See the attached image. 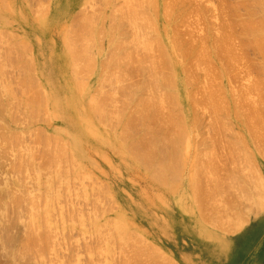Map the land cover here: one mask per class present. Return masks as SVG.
I'll return each mask as SVG.
<instances>
[{
    "label": "rangeland",
    "instance_id": "rangeland-1",
    "mask_svg": "<svg viewBox=\"0 0 264 264\" xmlns=\"http://www.w3.org/2000/svg\"><path fill=\"white\" fill-rule=\"evenodd\" d=\"M53 1L54 0H0V101L4 104V106H0V126L3 128V130L0 131L6 130L7 135L11 132L14 133V135H20L19 138L16 139V136L11 138L12 135L9 134V137L12 140L14 138L15 141L17 140L16 142L11 140L12 142L10 141V143V138L8 139L7 135V139H5V141H0V194L2 192L4 193L0 195L2 196V199H0V226L2 224V227H0V234L3 238L6 236L11 240V245H9L7 249H4V245H2L4 240L1 238V242L0 239V264H264V149H262L264 148V100L262 102V98L261 101L259 98L258 103L257 100H255L262 95V97H264V93L260 92L261 90H264V52H261L263 53L261 54L257 46L256 48L258 52H254V45H256V42H259L256 40L257 37L256 39H254V37L255 35L258 36L257 34H259V32H255L254 30L256 28L253 30V27L251 26L253 25L257 28L264 26V23L262 22H260L262 23V26L259 24L261 19L264 20V0H257L258 2L256 0H182L186 1L187 4L191 1V6L187 7L188 5H186L184 7L185 9L182 12L180 11L179 17V13L177 14V12L174 13L175 15H170L169 12L172 5H169L168 13L162 10L168 9L167 4L165 3L173 2L171 0H165L166 2L164 0H157L158 9L153 11L156 7V5H154V8L152 9L153 12L151 13L150 8L148 10L149 12L145 11V5L146 9L148 8L147 3L145 2L148 0H142V2L144 1V6L141 1L136 0L141 2L140 4L144 8L141 10L143 13H140L141 8H135V5L138 2L136 3L134 0H132V2L136 4H134L133 8L129 7L130 3H132L129 0V3L127 0H79L78 2H73V10L60 21H53L52 17H49ZM154 1L155 0H153V2ZM260 1L262 3V8L259 7L261 5L258 4ZM175 2H177V0H174V3ZM140 4L138 3L137 7H141ZM123 5L124 10L123 8H121V10H123V13L126 11V14L124 13L125 16H122L123 13H121V10L118 11L117 9V13H120L122 18L119 16L116 17L114 14L116 6L120 9ZM125 6H127V10L129 7L128 11H131L130 16L136 18L138 25L141 22L143 23L142 19L141 22L139 21L141 15L145 14L142 16L144 19H147V21L144 20V23L150 22L149 27H158V32L156 33L152 27L154 31L153 34L152 29H149L142 23L140 26H143L140 28V31L139 26L137 32L129 26L128 32H131L133 36L128 33L124 38L125 45H123L125 46L124 53L127 52L126 59L128 58V60L126 61L124 59V62L126 61L125 66L122 64L123 60L122 62L119 60L122 65H117L119 67L116 66L115 69L116 64L113 62L118 58L115 60L114 58L117 55L119 56V52L115 53V51H119V49L117 45L114 46L117 43V36L114 28L118 24L117 21L120 18L125 21L128 19L126 18L128 11ZM236 8H238V11ZM110 9H112V11H110ZM113 9L115 10L113 11ZM107 11L108 13L114 12L112 15L116 17V24L114 22L112 23L114 18L111 14V16L107 14ZM249 11L253 13V16H249L251 15V12L249 13ZM147 12L150 15H147ZM183 12L185 13L183 14ZM241 12L242 14H240ZM117 13L116 15H119ZM166 13L169 15L167 16ZM128 14H130V12ZM138 14L140 15V18L137 16ZM128 16L129 15H127V17ZM130 16L129 19L131 21L132 17ZM150 16L153 17L155 21L153 18L151 19ZM169 16H171V18L167 19ZM245 18L246 20L251 19V24L248 23ZM258 18H260V20ZM88 19L93 22L92 26L91 22L90 24L88 23ZM253 19L255 20L252 21ZM83 20L88 21L86 22V24L88 23V27L83 23ZM164 20H167L168 23ZM244 20L247 22L246 24L249 28L244 25ZM242 21L244 22L243 24ZM101 22L105 23L103 27ZM161 22L164 24L163 26ZM156 25L157 27H155ZM240 26H242V29ZM83 27H86V30H84ZM143 27L146 29L142 32V34H145V36L147 34L148 36H146L145 39L149 38V36H155L156 39V36H158L161 39V35H163L165 38L169 37L170 41H177V44L179 45L180 41L183 42L182 45L185 44L182 47L183 50L187 47L188 50H192V52H190L191 55L189 53L188 57L184 58V62L178 55L180 53L178 50L175 54H173L177 61L178 59L181 60V62L175 61L177 65L182 67V70L186 67L183 72L180 68H178V77L181 85L180 88L183 91L182 95L179 93V88H175L176 86H172L175 89H171V86V88L168 87L171 84V79L169 78L172 77L173 79L175 72L174 67H172V64L170 65L169 63V59L171 58H169L167 62L164 61V59L163 62H161V67L166 66L164 69L160 68L162 72L159 71V67L156 66L160 63V61H162V59L160 60L159 58L160 61L158 60L159 63L157 64L155 62V66L158 68L157 70L159 74H161L160 76L163 77V75L166 74L165 72L168 74L169 71H173V74L171 73L172 75L168 74V78L166 76L163 77H166L167 80L162 82V86L159 91L163 89V91L167 89L170 91L169 93L174 91L175 96L174 94L171 93V95L166 91V93L171 95V97H165L167 99L164 101H161V97H159L160 103H165H163L162 106L157 101V95L166 96L165 93L162 92L163 95H161L162 93L158 94L157 92H155L156 94L152 93V95L156 98L151 99L152 102H150L151 100L149 99L152 96H150V87L152 86L150 84L148 86L147 84L151 82L148 72L150 71L152 62H150L149 59L146 62L141 63V61L144 60L142 57H144L145 54H149L150 56L153 55V57L151 56V59L155 58L156 60L157 56L160 57V54L162 56V54L164 55L165 53L164 51H162L163 53L161 52L160 46H158V48L156 46L157 44L160 45V39L158 38V43L155 44L154 41L156 39L154 40V38L151 37V41L154 40V43L150 41L151 45L153 44V47H150L151 49L156 48L154 51L151 49L148 50L147 47L149 41H146L148 44H146L147 47H145L150 52H145L146 49H143L145 40H142L144 36H138L140 35V32L143 31ZM164 27L166 29L165 32ZM246 27L248 28L247 31L252 29L253 31L251 32H255V35L252 33L253 37L251 36L250 38L251 33L247 35L245 32V35L247 37L249 36L248 38L244 35V33H242L243 28L246 29ZM100 28H105V31L101 29L104 32L103 35L100 33L102 32L100 31ZM240 33L243 34L242 36H244V38L240 35ZM260 34H263V32H260ZM224 36L228 37V39H225ZM70 37L74 39H70ZM137 37H139V39ZM171 38L176 40H172ZM108 39L112 42L109 40L111 42L109 43ZM251 40H256L255 43H253L254 47L251 46ZM105 41H108V43ZM220 41L223 43H220ZM224 41L229 44V49L232 52L227 48L228 46L226 44V48L228 50H225V46H223L224 49L221 47V49H223V53L221 55V49L220 51L217 50V52L215 49L219 48V44L223 45ZM246 41H250L248 43L251 47ZM261 41L262 43L264 42L263 39ZM66 42H69V44L71 43V47H76L79 54L82 50L85 53H91L92 58L89 57L90 55H88V58H90V61L93 63H96V65L94 64L95 67H92L91 71L88 70L89 72H85L86 69H84L82 73L77 72L82 69L81 66H78L79 63L77 64L76 62L79 67L78 68L75 66L74 62H61L65 69L64 73L57 77L43 74V67L46 63L50 64V62H39L41 60L39 56L41 45L45 44L50 48L51 51L48 55V59H50L53 55H57V57H59L61 56L59 55L61 52H65L64 48H66ZM259 43L264 49V45L261 42ZM259 43H257L258 46ZM73 44L75 45L72 46ZM139 44L142 45L140 46ZM244 44L245 46H243ZM217 45L218 47H216ZM198 46L205 49V51L207 50L208 54L204 52V55L206 54V58H209L207 56L211 55L210 57L213 59L211 62L208 59L204 60L205 57L203 58L204 62L202 58H200L201 55L202 57L204 56L202 53H199L201 54L199 55L201 61L197 60L198 57L196 58V56L198 55V51L203 52L200 48L196 51ZM82 47H86V49H82ZM252 47L253 49H251ZM188 50L186 49L185 51L188 52ZM239 50L241 53L238 52ZM76 51L74 53L78 56ZM224 51L227 53L228 51L231 52L230 56L229 53L225 54ZM193 52H196L197 54H193ZM234 52H236L235 55L238 56L235 60H238L239 63L234 59L232 60V58L235 57L233 54ZM244 52H247L246 55ZM83 54L84 53L80 55ZM114 54H116L115 57L113 56V59L110 58L114 61H111L108 64L107 61L109 58L107 57H111V55ZM216 54L218 56H216ZM80 55L78 57H80L79 59L81 60V57L83 56ZM84 55L83 59L85 60L87 55ZM154 55H156V57ZM219 55L221 57H219ZM137 56L139 57L136 59ZM147 57L148 56L145 58L147 59ZM218 58L219 60H217ZM241 59L243 61H241ZM260 60L261 62H259ZM76 61H78V58ZM116 61L115 63H117ZM200 62L204 64L202 65ZM83 63H85V61H82L80 64ZM93 63L91 64L87 62L86 66L87 64H89V66H93ZM223 63H227L226 66L228 65V67H226V69L228 68V70L224 71L225 68L223 67ZM233 63H235V65ZM140 64H144V67H141ZM183 65H185V67ZM187 65L189 67H187ZM120 66L123 68L121 69ZM90 67L87 66L88 69ZM216 67L218 68L216 69ZM230 67H233L235 70ZM167 68H169V70H167ZM1 69H3V71ZM201 69H207L206 71L209 73L211 71V74H206L205 70L204 74ZM124 70L127 71L128 74ZM260 70H262V72H260ZM226 71L228 73H226ZM75 73H77V76H80L75 77ZM117 73L124 75L123 78L126 74V78L129 76L128 79L124 78V80H127L125 83L122 80V76L120 77L123 85L120 83V80L115 81ZM188 73L192 75L190 76L193 77L192 79L195 78L192 73H195L194 75L197 74V77L199 76V78H195L196 80H194L198 81L199 84L197 82L193 83L194 80H191L189 76L185 77L188 80L190 79L189 81L191 82H187L188 80L185 82L186 78L183 75H189ZM221 75H224L225 77H222V79L220 78ZM216 76L220 77L218 78ZM207 77H209V80ZM257 77L262 78V80H259ZM77 78L87 82L81 92L79 89L85 83L83 81V84L81 81L79 83ZM203 78L208 81H204ZM229 78L230 81L228 80ZM146 79L148 80L147 84ZM218 79L221 81L219 82ZM200 80L201 82H199ZM140 81L141 84L144 82L143 86L139 84ZM258 81L259 83L262 81L263 84H260L263 85V87L258 84ZM132 83L133 85H131ZM137 83L145 89L144 92L147 96L145 95V97L144 92H142V95L145 97L143 101L139 99L142 97L140 94V97L134 95L132 97V93H134L133 89L136 88L135 85L138 86ZM165 83H168V85ZM186 83H188L189 86H187ZM218 84L220 86H218ZM78 85H80V88H78ZM164 85H167V88ZM207 85L208 87L211 86V89L215 88V91L217 89L216 92L214 91V95H212L215 100H208L209 98H212L207 96L208 93L205 94V88H207ZM256 85L260 86L258 87L260 91L255 89ZM121 86L123 89L120 88ZM130 86L133 87L132 90H130ZM124 89L128 90L124 91ZM104 92L105 95H103ZM191 92L194 95L192 98H188L191 97ZM129 93H131L132 100L130 99ZM147 93H150L149 96ZM203 93L206 96H204ZM107 94H110V98L107 97ZM215 95L217 97H214ZM203 97L209 98H204L207 100H203ZM100 98H103L104 101L102 99V101H100L104 104L99 102L100 104L97 106V102ZM147 98L151 104H147ZM137 99L140 100L138 102H140L141 105H139ZM190 99H197L199 100V103L197 101L194 103V100L192 103V100ZM153 100L159 104L154 101L156 103L155 105ZM170 101L172 103L175 102V104L177 103L178 106H174V104ZM252 101H255L257 103L256 105L260 102L262 103H260L261 107H257V111L263 108L259 114L257 113L258 115L254 114L256 112H254V110L256 109H251V106L256 108V106H254L255 104H252ZM180 102H182L185 106H182ZM223 102H225V104ZM248 102L252 105L250 106ZM191 103L192 105L194 104V106L199 104V106L196 107V105L194 107ZM220 103H222L223 106ZM105 104L106 106H104V109L106 113L105 111L103 112V108H98ZM154 105L156 108H152ZM159 105L161 106V109L158 107ZM208 105H212V109L217 110L213 112L212 109H210L211 107ZM233 105H236L237 107ZM248 105L250 107H248ZM140 106H144V108L142 109ZM241 106H245L246 108H242ZM95 107L98 108V110L101 109V112H98V110L95 109L98 114L105 113V115L101 116V119L97 116V114L95 115V111L93 110ZM172 107L173 109H171ZM136 108L140 112L144 111L143 114L146 116L148 115L145 119L148 120L147 118H149V120L146 121L142 118L145 116H141L139 114L140 112L136 111ZM149 108H151V110H148ZM237 108H240L238 109V113L235 112V110L237 111ZM192 109H194L195 114ZM123 110L125 112H123ZM189 110L193 114L191 113L190 115ZM240 110H242V112ZM62 111H64V113ZM114 111H116L115 113L117 114L122 113L121 115L123 117L121 116V122H119V119L121 118H119L120 114H118L119 116H116L118 117V119H116V114L113 113ZM135 111L138 112L139 115L136 113L134 114ZM169 111L172 112V116ZM248 111H250L252 115ZM233 112L236 113L235 116L240 113L238 116L239 118L241 117V120L237 118L238 116L235 117ZM60 113H63L62 116H59ZM108 113L110 116L107 115ZM243 113H247L249 115H244ZM129 114L134 115V117L131 119L132 115ZM168 115V119L174 121V123L172 122L171 124L176 125V128L173 127L176 129L175 131L178 129V131L181 132L179 133L182 134V138L180 139L181 141H179L182 143V146L179 142L175 144L173 143V147L169 144L170 146H168L167 152V147L164 146L168 145L167 142L169 137L171 139V137H173L176 133L174 129L170 127L171 125L169 126L170 123L165 122ZM170 116L172 118H170ZM255 116L257 119L259 117L263 119H261L262 121L259 120L261 123L257 122L258 120L256 121ZM116 120H119V124L115 123ZM193 121L197 123H193ZM189 122L191 126H189ZM209 123L214 124L211 126ZM220 123L222 124V127ZM258 123L259 126H257ZM115 124H117L118 127H116ZM127 124L128 126L130 124V126L128 127ZM166 124L168 126H166ZM198 125L200 126L198 127ZM227 126L229 128H227ZM249 126L252 128L254 127L255 129H251ZM168 127L171 128V131ZM190 127L192 130H190ZM247 127L249 128L248 130ZM87 128H90L92 132H88ZM122 129L124 131H122ZM250 130L254 133L256 131L257 133L254 134ZM128 131L129 133H127ZM167 131L171 132L170 134H172V136H170ZM190 131H192V133ZM231 131H234V133ZM119 133L120 135L122 134L120 137H118ZM152 133L157 137V139L159 138L157 144L155 140L154 142H151L148 140L149 138H147L149 135L152 138ZM185 133H187V135ZM183 134H185V137H183ZM188 135L191 136L189 137ZM164 138L167 139L165 140L167 142L163 140ZM185 138L188 140L191 138L194 139L193 141H191L192 139L190 141L187 140L188 143H190L188 144L187 141H184ZM243 139L244 142H242ZM232 141H235L236 143L231 144ZM148 142H151V144ZM255 142L256 145H254V147L253 144ZM176 144L179 146L178 148L181 152H179V149L176 148ZM242 145L245 148L242 147ZM174 146H176L175 152L177 151L179 153L176 154L177 152H174L176 157L173 158L174 160L177 159L180 165L177 163V160L174 162L173 159L171 160L170 158L174 155L172 154L174 151L172 148H174ZM184 146L187 147L186 150ZM239 146L240 149H243L240 150ZM236 147L238 148V151L236 150ZM31 149L33 152L32 158V152H30ZM60 149H63L65 152H60ZM169 149L172 150L170 151ZM258 149L260 150L259 152L262 157L259 153H257ZM188 150H190L189 153ZM250 150L254 154L255 158L251 155V152L250 158H248L247 155ZM58 151V155H60V153L61 155L64 153V157L63 155L61 157H57L58 155H55V152L58 153ZM169 151L171 156H168ZM136 153L139 154L135 156ZM131 154L134 155L132 156ZM148 154L150 156H148ZM165 156L170 159H168L169 162H167V164L169 163L168 166L174 168V164H178V166L182 165L181 171L183 167L185 168H183L184 173L179 172V174L182 173L181 178L178 177L177 174L172 175L173 177L177 176V178H170V173H174L177 166L175 167V170L173 168L172 170L169 168L167 171L165 169L166 163L164 164V160L167 159ZM246 157L248 159H252V164L253 161L254 163L256 162L254 165H258L259 167L256 166V168L253 165L254 169H252L253 167H250L251 163H249L250 161ZM18 159H21V168L19 167L20 171L17 172L14 168H16L20 163V160ZM161 160H163V162ZM181 160L184 161L182 162ZM194 160L198 162L197 165L199 167L195 165L196 163H194ZM149 162H151L152 165ZM161 162L163 166L162 169V166L160 165ZM184 162L189 164H183ZM148 163L150 164V169L146 168ZM171 164H173V166ZM14 165L15 167H13ZM158 165L161 167L157 168L156 166ZM188 165L191 166L189 167ZM204 167L205 169L207 167V169L205 170ZM19 168L17 167V170H19ZM178 168L180 169V167ZM154 169L158 172V176L155 173L156 171L153 173ZM196 169L198 170L196 171ZM201 169L205 170V172L200 171ZM10 170H12V172L16 171V173L13 174ZM161 171H163V173ZM194 175L197 176V178L195 177L194 179L198 180L194 181L199 184L197 187L199 186L198 188L201 191L198 189V192L196 191L193 193V191L196 190L194 189V186L196 185L195 183L193 185L194 181H192ZM157 178H161L160 181ZM179 178L181 179V181H179L181 186L176 185L178 182L176 179L180 180ZM172 179L177 181H174V188L171 187ZM190 181H192L191 184ZM216 182L218 184H216ZM35 185L36 187H33ZM14 189H18L17 192ZM19 189L21 191H19ZM23 189L25 192L24 195L28 193L29 196L34 197L30 199L31 203L29 202L30 200H28V203L25 199L26 197L24 196L21 203L18 201L19 204L17 202L10 204V202H12L10 201L12 200L10 199V196L14 195L12 192L16 195H18L19 192V194L21 193L22 195L24 193ZM30 191L32 192L30 193ZM7 192L11 195L9 196ZM195 194L198 197H196ZM33 202L37 205L33 206ZM33 207H35V209ZM31 211H33L35 215H32L33 213ZM2 221H5L6 224H3ZM26 224H28V226ZM3 229H5V231ZM1 230L4 232V235L6 232L5 236L2 234ZM35 234L38 236H35ZM197 235L198 237H196ZM23 236L25 238H23ZM39 236L42 238L45 236V238H43L44 241L42 238L41 241ZM31 237L32 239L33 237H36L37 239H35L36 243L34 241V244H32L33 247L28 251L24 249L23 244L26 240H31Z\"/></svg>",
    "mask_w": 264,
    "mask_h": 264
},
{
    "label": "bare ground",
    "instance_id": "bare-ground-1",
    "mask_svg": "<svg viewBox=\"0 0 264 264\" xmlns=\"http://www.w3.org/2000/svg\"><path fill=\"white\" fill-rule=\"evenodd\" d=\"M78 1H79V0H54L53 3H52L53 6H52L51 14H50L49 17H52V20H53V21H55V20H59V21L62 20L63 18H65V16H66L68 13H70V12L73 10V2H78ZM122 1H123V0H122ZM127 1H128V0H127ZM129 1L132 2V0H129ZM129 1H128V3H129ZM134 1H136V0H134ZM139 1L142 2V0H139ZM139 1H136V3L138 2V3L140 4L141 2H139ZM146 1H147V0H146ZM148 1H149V3H148ZM148 1L145 2V3H147V5H148V6H147V7H148L147 9H146V5L143 4L144 1L142 2V5H143V6L145 5V11H148L149 8H150V13L153 12L154 10L156 11V10L158 9V8H157L158 1H157V0H155L154 2H153V0H148ZM164 1H165V0H164ZM164 1H163V2H164ZM166 1H167V0H166ZM166 1H165V2H166ZM168 1H170V0H168ZM171 1H173V2H167V3L164 2L165 4H167V8H168V9L165 8L167 11L164 10V9H162L163 11H165V12L168 13V11H169V5H172V7H170V12H169L170 15H172V14H174V13L177 12V14L179 13V14H178V17H179V15H180V11L182 12V11L185 9L184 7H185L186 5H188L187 7L191 6V1H190L189 4H187V2H186L187 0H186V1H182V0H180V1H182V2H180L179 0H177V2H175V3H174V0H171ZM178 1H179V2H178ZM256 1H257V0H256ZM258 1H259V0H258ZM258 1H257V2H258ZM124 2H125V1H124ZM163 2H162V3H163ZM188 2H189V1H188ZM194 2H195V1H194ZM128 3H126V4H128ZM136 3H133V2L130 3L129 7H132V8H133V7H134V4H136ZM138 3L135 5V6H136L135 8H141V9H140V13H143V12H141V10H142L143 7H142L141 4H140L141 7H137V6H138ZM168 3H169V4H168ZM172 3H173V4H172ZM184 3H185V4H184ZM263 3H264V2H263ZM132 4H133V6H132ZM165 4H164V5H165ZM237 4H238V3H237ZM256 4H257V3H256ZM258 4L261 5V6H259V5H257V6H259V7L262 8V3H261V1H260ZM140 5H139V6H140ZM154 5H156L155 9H153V8H154ZM238 5H239V4H238ZM252 5H253V4H252ZM240 6H241V4H240ZM240 6H239V7H240ZM119 7H120V6H119ZM126 7H127V6H125V8H126ZM129 7H128V10H129ZM165 7H166V6H165ZM187 7H186V8H187ZM222 7H223V6H222ZM224 7H225V6H224ZM241 7H242V6H241ZM121 8H123V10H124V5H123V7L121 6L120 9L117 8V6H116V11H114L115 9H113V11H114L115 13H114V12H110V13H108V11H107V14H109V15L111 14V15H112V13H114L116 17L119 16V17L122 18V16H125L126 11L124 12V13H125V14H124V13L122 12L123 10H121ZM135 8H134V9H135ZM161 8H162V7H161ZM190 8H191V7H190ZM226 8H227V7H226ZM234 8H235V7H234ZM234 8H233V9H234ZM117 9H118V11L121 10V13H123L124 15L122 14V16H121L120 13H117ZM143 9H144V8H143ZM152 9H153V11H152ZM237 9H238V8H236V10H237ZM241 9H242V8H241ZM126 10H127V8H126ZM128 10H127V11H128ZM110 11H112V9H110ZM137 11H138V10H137ZM187 11H188V10H187ZM187 11H186V12H187ZM231 11H232V10H231ZM231 11H230V13H231ZM237 11H238V10H237ZM240 11H241V10H240ZM260 11H261V10H260ZM129 12H130V14H128ZM148 12H149V11H148ZM148 12H147V13H148ZM232 12H233V11H232ZM235 12H236V11H235ZM235 12H234V14H235ZM250 12H251V11H249V13H250ZM116 13L119 14V15H116ZM128 13H127V15L130 16V15H131V11H128ZM140 13H139V14H140ZM154 13H155V12H154ZM160 13H162V12H160ZM167 13H166V14H167ZM184 13H185V12H183V14H184ZM226 13H227V12H226ZM139 14H138L137 16H139V18H140V15H141V14H140V15H139ZM183 14H182V15H183ZM240 14H242V12H241ZM250 14H251V15H249V16H253V13H252V12H251ZM254 14H255V13H254ZM109 15H108V17H109ZM111 15H110V16H111ZM127 15H126V18H128V19L126 20L127 22H126L125 20L121 19V18H120V19H121V20H120L119 17H118V19H119V20L117 19V20H118V21H117L118 24H117V25L115 26V28H114V30H115V32H116V36H117V37H116V38H117V40H116L117 43L115 42L116 44L114 43V44H115L114 46L117 45V47H118V49H119V51H115V53H116V52H119V56L117 55V56L115 57L116 54H114V55H111V57H107V58H109V59H110V58L113 59V56H114V57H115L114 60H115L116 58H118V59H116L117 61L115 60L117 63H115L114 60H113V61H114V62H113L112 59H110V60L108 59V61H107L108 64H109L111 61H112L114 64H116V65H115V69H116V66H117V65H122V64H123V66H125V65H126L125 62L128 60V58L126 59V57H127V56H126V55H127V52L124 53V51H125V46H123V45H125V43H124V41H125V40H124L125 36H126L128 33L131 34V36H133L131 32H128V31H129V30H128V27L130 26L134 31L137 32V31H138V27H139L140 24L142 23V22H141L142 20H143V23H142V24H143V25L145 24L149 29H152V27H153V26L149 27V23H150V22H149V23H144V20L147 21V19H144V17H142V16L145 15V14H142V15H141L140 21H139V18H138V21L141 22L139 25L137 24L138 22H137L136 18H133V16H130V17H132V19H131V21H130L129 16L127 17ZM134 15H135V14H134ZM147 15H150V14L148 13ZM153 15H154V14H153ZM159 15H160V14H159ZM168 15H169V14H167V16H168ZM174 15H175V14H174ZM115 16L112 15V17L114 18V21L112 20V23H113V22L115 23V21H116V19H115L116 17H115ZM154 16H155V15H154ZM249 16H248V17H249ZM147 17H148V16H147ZM150 17H151V16H150ZM155 17H156V16H155ZM163 17H164V16H163ZM176 17H177V16H176ZM245 17H246V16H245ZM260 17H261V16H260ZM262 17H263V16H262ZM113 18H112V19H113ZM145 18H146V17H145ZM152 18H153V17H151V19H152ZM160 18H161V17H160ZM168 18H171V16L167 17V19H168ZM246 18H247V17H246ZM246 18H245V20H246ZM249 18H250V17H249ZM251 18H253V17H251ZM263 18H264V17H263ZM85 19H87V18H85ZM141 19H142V20H141ZM156 19H157V18H156ZM176 19H177V18H176ZM256 19H257V18H256ZM258 19L260 20V18H258ZM90 20H91V19H90ZM153 20H154V18H153ZM239 20H240V19H239ZM241 20H242V18H241ZM245 20H244V21H245ZM250 20H251V19H248V20H246V21H248V23L251 24V21H250ZM254 20H255V19H253L252 21H254ZM84 21H85V22H84ZM88 21H89V19H88ZM88 21L83 20V23L87 26V24H88V23L90 24V22H91V21H89V22H88ZM154 21H155V20H154ZM164 21L167 22V20H164ZM173 21H174V20H173ZM246 21H245V23L242 21V24L244 23L245 26H247V24H246L247 22H246ZM256 21H258V20H256ZM86 22H88V23L86 24ZM104 22H105V21H104ZM104 22H101V23H102V27H103V25L105 24ZM169 22H171V21H169ZM260 22L264 23V20L261 19V20L259 21V24L262 26V23H260ZM92 23H93V22H91V26H92ZM109 23H111V22H109ZM157 23H158V21H157ZM167 23H168V22H167ZM232 23H233V22H232ZM252 23H253V22H252ZM33 24H34V22H33ZM84 24H83V25H84ZM106 24H107V23H106ZM115 24H116V23H115ZM115 24H114V25H115ZM161 24H162V26L164 25L162 22H161ZM233 24H234V23H233ZM257 24H258V23H257ZM143 25H141V26L139 27V31H140V28H141ZM176 25H177V24H176ZM222 25H223V24H222ZM244 25H242V26H244ZM263 25H264V24H263ZM89 26H90V25H89ZM107 26H108V25H107ZM107 26H106V27H107ZM146 26H145V27H146ZM171 26H172V25H171ZM235 26H236V25H235ZM242 26H240L241 29H242ZM251 26L253 27V30H254V28H256V29L254 30L255 32H259V34H257L258 36L255 35V32H254V33L251 32V31H253L252 29H250V31H247L248 28H249L248 26H247L248 28L246 27V29L243 28V31L245 30L244 32L241 30L242 33H244V35H245V32H246L247 35L251 33L250 38H251L252 33H253V35H255L254 39H256V37H257L256 40H258L259 42L262 43L261 40L263 39V41H264V28H262V27H264V26L261 27L262 29H261V28H257V27H255V26H253V25H251ZM256 26H257V25H256ZM258 26H259V25H258ZM87 27H88V26H87ZM104 27H105V26H104ZM155 27H157V25H156ZM174 27H175V24H174ZM225 27H227V26H225ZM231 27H232V26H231ZM240 27H239V28H240ZM252 27H251V28H252ZM259 27H260V26H259ZM131 28H130V29H131ZM157 28H158V27H157ZM157 28H154V27H153V29H154V31H156V33L158 32ZM162 28H163V27H162ZM235 28H236V27H235ZM237 28H238V27H237ZM83 29L86 30V27H83ZM101 29H102L103 31H105V28H104V29H103V28H100V31H102ZM126 29H127V30H126ZM132 29H131V30H132ZM145 29H146V28H145ZM145 29H144V27H143V31H141V32H140V35H138V36H141V35H142V37L144 36V38L140 37V38H142V40H145V41H144L145 45L143 46V49H144V48L146 49V47H147L146 44H148L146 41H149V44H150V45L148 44V47H149V48L147 47V49L150 50V49H151L150 46L153 45V44L151 45V42H152V43L155 42V44H157V43H158V40H157V39H158V38L160 39V37L156 36V37H157V39H156L155 36H154V37L149 36V38H146V39H145V37L147 36V34H146V36H145V34H142V32H144ZM153 29H152V31H153ZM161 30H162V29H161ZM238 30H239V29H238ZM258 30H259V31H258ZM103 31L100 32L102 35L104 34ZM154 31H153V34H154ZM162 31H163V30H162ZM165 31H166V29H165V27H164V32H165ZM112 32H113V30H112ZM136 32H134V33L137 34ZM233 32H234V31H233ZM239 32H240V31H239ZM239 32H238V33H239ZM260 32H263V34H260ZM223 33H224V32H223ZM223 33H222V34H223ZM235 33H236V31H235ZM242 33H240L241 36L243 35ZM135 34H134V35H135ZM158 34H159V33H158ZM158 34H157V35H158ZM164 34H165V33H164ZM201 34H202V33H201ZM205 34H206V33H205ZM228 34H229V33H228ZM230 34H231V33H230ZM233 34H234V33H233ZM233 34H232V35H233ZM69 35H70V34H69ZM109 35H110V33H109ZM148 35H149V34H148ZM232 35H230V36H232ZM262 35H263V36H262ZM71 36H72V34H71ZM110 36H111V35H110ZM135 36H137V35H135ZM221 36H222V35H221ZM228 36H229V35H228ZM235 36L237 37L236 34H235ZM245 36H246V35H245ZM114 37H115V36H114ZM147 37H148V36H147ZM150 37H151V38H154V40L156 39L157 42H156V40H155V41L153 40L154 42L151 41V38H150ZM171 37H172V36H171ZM197 37H198V35H197ZM213 37H214V36H213ZM224 37H225V36H224ZM238 37H239V36H238ZM242 37L244 38V36H242ZM242 37H241V38H242ZM246 37H247V36H246ZM248 37H249V36H248ZM248 37H247V38H248ZM252 37H253V36H252ZM258 37H259V38H258ZM260 37H261V39H260ZM71 38H72V37H70V39H71ZM137 38L139 39V37H137ZM198 38H199V37H198ZM208 38H209V37H208ZM214 38H215V37H214ZM219 38H220V37H219ZM222 38H223V37H222ZM231 38H232V37H231ZM233 38H234V37H233ZM243 38H242V39H243ZM247 38H245V39L248 40ZM68 39H69V38H68ZM68 39H67V40H68ZM72 39H74V38H72ZM147 39H149V40H147ZM171 39H172V40H176V39H174V38H171ZM195 39H196V37H195ZM205 39H206V38H205ZM212 39H213V38H212ZM223 39H224V38H223ZM225 39H228V37H225ZM229 39H230V37H229ZM234 39H235V38H234ZM234 39H233V40H234ZM242 39H241V40H242ZM252 39H253V38H252ZM77 40H78V38H77ZM109 40H110V39H108V41H109ZM168 40H169V41H168ZM219 40H220V39H219ZM243 40H244V39H243ZM256 40H254V41L251 40V41H252V42H251V43H252L251 46H253V43H255ZM68 41H69V40H68ZM108 41H105V42L108 43ZM110 41H111V40H110ZM110 41H109V43L112 42V41H111V42H110ZM139 41H141V40H139ZM150 41H151V42H150ZM160 41H161V43H160ZM193 41H194V40H193ZM215 41H216V40H215ZM238 41H239V40H238ZM87 42H88V41H87ZM213 42H214V40H213ZM242 42L245 43L244 41H242ZM246 42H247V41H246ZM248 42H250V41H248ZM248 42H247V43H248ZM259 42H256V45H254L255 47L253 46V47H254V52H255V51L258 52L256 46L258 47L260 53H261V52H264V49L262 48V45H261ZM139 43H141V42H139ZM159 43H160V45L157 44L156 46H157V48H158V46H160L161 52L164 51V53H165L164 55L162 54V56H161V54H160V57L157 56V58H156V60H155V58H154V59H151V58L153 57V55H151V56H152V57H151L149 54H147V55L145 54V56L142 57L144 60H142V58H141L142 61H141V60H139V61H141V63H142V62H146V61L149 59L150 62H152V63H151L152 66H150V71L148 72L149 75H150V76H149V79H151V82L148 83V82H147V81H148V80H147L148 78L146 77V78H147V79H146V84L148 83V84H147L148 86H149V84L152 86V87H150V88H151V89H150V90H151V94L149 93L150 96L152 95V93L156 94L155 92H157L158 94H159V93H162V92L166 94V96H165V95H164V96H159V95H157L158 100H157V99H156V100L160 103V101H159V97H161V101H164V100L167 99V98H165V97H167V96H170V97H171V95L174 94V91L171 92V93H172V94H171V93H169L170 91H168L167 89H166L165 91H163V90H164L163 87H162L163 90L159 91V90L161 89L160 87L162 86V85H161L162 82H163V81H166L167 78H168V74H169V75H172V74H173V71H172V70H171L172 72L169 71L168 74H167V72L164 71L166 74L163 75V77H164V76L167 77V78L165 77V78H166V79H165V78H163L162 76H160L161 74H159V72H158V70H157V69H158L157 67H159V71L162 72V70H160V68H161V69H164L166 66H162V67H163V68H162L161 65H160L161 62H163V59H164V61L167 62V60H168L169 58H171V59H169V60H170L169 63H170V65L172 64V67H174V71H175V72H174L173 79H172V77L169 78V79H171V80H170V83H171V84L169 83L170 85H169L168 87H170V86H171V87H172V86L175 87V86H176L175 88H179V93H180V95H182V94H183V91H182V89L180 88V86H181V85H180V79H179V77H178V73H179L178 68H180V69L182 70V67H179V65H177V63H176V62H178V61L181 62V60H179V59L177 58V59H178V61H177V60L174 58L173 54H175V52H177V50H178V52H180L178 55L180 56V58H182V60H183V62H184V58H187L188 55H189V53L192 52V50L189 49V50H190V51H189V50H188V47L185 48V50L187 49L188 52L185 51V50H183L182 47H183V45H185V44L182 45L183 42L180 41V45H181V46H180L179 44H177V41H170L169 37H168V38H165V37H163V35H161V39L159 40ZM172 43H173V44H172ZM175 43H176V44H175ZM178 43H179V42H178ZM185 43H186V41H185ZM189 43H190V42H189ZM220 43H223V42L220 41ZM229 43H231V42H229ZM235 43H237V42H235ZM240 43H241V42H240ZM257 43H259V46L257 45ZM62 44H63V43H62ZM190 44H191V43H190ZM195 44H196V43H195ZM213 44H214V43H213ZM218 44H219V42H218ZM226 44H227V46L229 45L228 43H225V41H224V44H223V45H222V44H219V48H218V49H215V51H216V52H217V50L220 51L221 47H223V46H225V50L227 51V50L229 49V46L227 47V48H228V49H227V48H226ZM262 44L264 45V42H263ZM74 45H75V44H73L72 46H74ZM108 45H109V44H108ZM136 45H137V44H136ZM139 45H140V44H139ZM139 45H138V46H139ZM141 45H142V44H141ZM141 45H140V46H141ZM201 45H202V44H201ZM201 45H200V46H201ZM220 45H222V46H220ZM230 45H231V44H230ZM232 45H233V44H232ZM248 45L250 46L249 43H248ZM61 46H62V45H61ZM78 46H79V45H78ZM127 46H128V45H127ZM145 46H146V47H145ZM186 46H187V45H186ZM196 46H197V44H196ZM243 46H245V44H244ZM246 46H247V45H246ZM251 46H250V47H251ZM65 47H66V48H64L65 52L63 51V52H61V53L59 54V55H61V56L57 57V55H53L50 59H48V55H49V52H50L51 50H50V48L47 47L45 44H44V45H41V47H40V51H39V50H38V51H39L40 59L43 60V61L40 60L39 62H50V64L46 63L45 66L43 67V69H42V73H43V74H48V75H50V76H52V77H57V76L61 75L62 73L65 72L64 66H63V64H61V62H74V63H75V66H77V64L79 63L78 66H81L82 69H80V71H79V70H78V71L75 70V71H77V72H82V73H83V70H84V69L87 70V71L85 70V72H89V71H91L92 67H93V68L95 67L94 64L96 65V63H95V62L93 63L92 61H90V58H88V55H90L89 57L92 58L91 53L88 54L87 52L85 53L83 50L80 51V54L84 53V54L87 55L88 60H87L86 57H85L86 59L84 60L83 57H84L85 55H84V54H83V55H80V54L78 53V49H76V47H71V43L69 44V42H66V46H65ZM112 47H113V46H112ZM128 47H129V46H128ZM152 47H153V46H152ZM184 47H185V46H184ZM213 47H214V45H213ZM216 47H218V45H217ZM253 47H252L251 49H253ZM72 48H73V49H72ZM155 48H156V47H155ZM155 48H154V49H155ZM199 48H200L201 50H203V52H201V51L199 52V51H198ZM205 48H206V47H205ZM230 48H231V46H230ZM236 48H237V47H236ZM236 48H235V49H236ZM240 48H241V47H240ZM245 48H246V47H245ZM255 48H256V50H255ZM260 48H261V49H260ZM82 49H86V47H85V48L82 47ZM141 49H142V48H141ZM143 49H142V50H143ZM147 49H146V51H145V50H144V51L147 52V51H148ZM154 49H151V50L154 51ZM207 49H208V47H207ZM223 49H224V47H223ZM223 49H221V51H220V52H221V55H222V53H223ZM231 49H232V48H231ZM238 49H239V48H238ZM241 49H242V48H241ZM76 50H77V51H76ZM195 50H196V49H195ZM229 50H230V49H229ZM232 50H233V49H232ZM246 50H247V48H246ZM75 51L78 53V56H79V55H80V56H83V57H81V60L79 59L80 57H78L77 54L74 53ZM171 51H172L173 53H172ZM196 51H198V55H197V56L194 55V56H196V58L198 57L197 60H200V58H202V60H203L204 57H205L204 60L208 59L210 62L213 60V59H211V57H210L211 55H210V56L208 55L207 57H209V58H206L205 55L208 54V52H207V50L205 51V49H202V47H199V46H198V49H197ZM230 51H231V50H230ZM243 51H244V50H243ZM243 51H242V52H243ZM142 52H143V51H142ZM148 52H150V51H148ZM204 52H206L205 55H204ZM216 52H215V53H216ZM224 52H225V51H224ZM231 52H232V51H231ZM231 52L228 51L229 56H230V53H231ZM238 52H240V50H239ZM151 53H152V52H151ZM162 53H163V52H162ZM195 53H196V52H193V54H195ZM199 53H202L204 56L202 57V55L199 54ZM218 53H219V52H218ZM226 53H227V52H225V54H226ZM228 53H227V54H228ZM235 53H236V52L233 53L235 57H234V58L231 57L232 60H233V59L235 60V58L238 57V56L235 55ZM240 53H241V52H240ZM244 53H245V52H244ZM246 53H247V52H246ZM246 53H245V55H246ZM260 53H259V54H260ZM152 54H153V53H152ZM196 54H197V53H196ZM257 54H258V53H257ZM261 54H263V53H261ZM139 55H141V54H139ZM143 55H144V54H143ZM166 55H167L168 57H167ZM190 55H191V53H190ZM199 55H201V57H200ZM213 55H214V54H213ZM238 55H239V53H238ZM263 55H264V54H263ZM124 56H125V57H124ZM146 56H148L147 59L145 58ZM154 56L156 57V55H154ZM164 56H165V57H164ZM169 56H170V57H169ZM216 56H218V55L216 54ZM227 56H228V55H227ZM227 56H224V57H227ZM231 56H233V55H231ZM240 56H241V54H240ZM240 56H239V58H240ZM242 56H243V53H242ZM242 56H241V57H242ZM76 57L78 58V61H76V60H77ZM138 57H139V56H137L136 59H137ZM161 57H162V58H161ZM199 57H200V58H199ZM214 57H215V56H214ZM219 57H221V56L219 55ZM246 57H247V56H246ZM159 58H160V60L162 59V61H160ZM215 58H216V57H215ZM228 58H229V57H228ZM124 59L126 60L125 62H124ZM188 59H189V58H188ZM263 59H264V56H263ZM79 60H80L81 62H80ZM86 60H87V61H86ZM106 60H107V59H106ZM119 60H120L121 62H122V60H123V63L121 64V62H120ZM158 60L160 61V63H159ZM190 60H191V59H190ZM204 60H203V61H204ZM208 60H207V61H208ZM217 60H219V58H218ZM226 60H227V58H226ZM82 61H83V62L85 61V63L80 64V63H82ZM139 61H138V62H139ZM157 61H158V62H157ZM175 61H176V62H175ZM187 61H189V60H187ZM191 61H192V60H191ZM200 61H201V60H200ZM203 61H202V62H203ZM230 61H231V60H230ZM235 61H236V60H235ZM241 61H243V60L241 59ZM244 61H245V60H244ZM246 61H247V60H246ZM249 61H250V60H249ZM262 61H263V60H262ZM76 62H77V64H76ZM87 62H88V63H91V64L93 63V66L90 65L91 67L89 66V64H87V66L90 67L89 69H88L87 66H86V63H87ZM119 62H120V63H119ZM155 62H156V64L159 63V64L156 65L157 67L155 66ZM183 62H182V63H183ZM204 62H205V61H204ZM236 62H238V60H237ZM251 62H252V61H251ZM259 62H261V60H260ZM263 62H264V61H263ZM113 63H112V64H113ZM139 63H140V62H139ZM200 63H201V62H200ZM206 63H207V62H206ZM206 63H205V65H206ZM227 63H228V62H227ZM227 63H226V64H227ZM229 63H230V62H229ZM238 63H239V62H238ZM253 63H254V62H253ZM105 64H106V63H105ZM108 64H107V65H108ZM146 64H147V63H146ZM146 64H145V65H146ZM149 64H150V63H149ZM151 64H150V65H151ZM201 64L203 65L204 63H201ZM208 64H209V63H208ZM208 64H207V65H208ZM223 64H224V63H223ZM226 64L223 65V67H224L225 69L222 67V68L224 69V71H225V70H228V68L226 69V67H228V65L226 66ZM233 64L235 65V63H233ZM245 64H247V63H245ZM260 64H261V63H260ZM140 65H141V67H142L144 64H143V65L140 64ZM158 65H159V66H158ZM170 65H168V66H170ZM202 65H201V66H202ZM205 65H204V67H205ZM252 65H253V64H252ZM256 65H258V64H256ZM262 65H263V64H262ZM78 66H77V67H78ZM113 66H114V65H113ZM148 66H149V65H148ZM183 66L185 67V65H183ZM196 66H198V65H196ZM219 66H220V64H219ZM229 66H230V65H229ZM258 66H260V65H258ZM83 67H84V68H83ZM117 67H119V66H117ZM120 67H121V66H120ZM143 67H144V66H143ZM170 67H171V66H170ZM172 67H171V68H172ZM184 67H183V68H184ZM187 67H189V66L187 65ZM204 67H203V68H204ZM220 67H221V66H220ZM236 67H237V66H236ZM238 67H239V66H238ZM250 67H252V66H250ZM1 68H2V67H1ZM78 68H79V67H78ZM78 68H76V69H78ZM122 68H123V67H121V69H122ZM217 68H218V67H216V69H217ZM230 68H233V67H230ZM230 68H229V69H230ZM185 69H186V67H185ZM185 69H183V70H185ZM233 69H234V68H233ZM253 69H254V68H253ZM256 69H257V68H256ZM263 69H264V68H263ZM263 69H262V70H263ZM1 70L3 71V69H1ZM88 70H89V71H88ZM117 70H118V69H117ZM125 70H126V69H125ZM125 70H124V71H125ZM167 70H169V68H167ZM181 70H180V71H181ZM183 70H182V72H183ZM202 70H203V69H201V71H202ZM204 70H205L206 74L209 73L208 71H206L207 69H204ZM204 70H203V73H204ZM234 70H235V69H234ZM262 70H260V72H262ZM2 71H1V72H2ZM114 71H115V70H114ZM124 71H123V72H124ZM218 71H219V70H218ZM222 71H223V70H222ZM231 71H232V70H231ZM237 71H238V70H237ZM119 72H120V70H119ZM125 72H127V71H125ZM161 72H160V73H161ZM186 72H187V71H186ZM248 72H249V71H248ZM256 72H257V71H256ZM171 73H172V74H171ZM180 73H181V72H180ZM184 73H185V72H184ZM195 73H196V71H195ZM195 73H192L193 76H194L196 79L199 78V76L197 77V74L194 75ZM221 73H222V72H221ZM224 73H225V72H224ZM226 73H228V72L226 71ZM234 73H235V72H234ZM246 73H247V72H246ZM78 74H79V73H78ZM119 74H121V73H119ZM119 74H118V73L116 74L117 77H115V78H116L115 81L120 80V77H121V76H122V78H123L124 75H122V74L119 75ZM127 74H128V72H127ZM127 74H126V75H127ZM163 74H164V73H163ZM185 74H187V73H185ZM185 74H184V75L182 74V75H183L184 77H185V76H186V77H188V76H189V77L192 76V75H190L189 73H188L189 75H185ZM201 74H202V73H201ZM204 74H205V73H204ZM210 74H211V71H210L209 75H210ZM260 74H261V73H260ZM126 75H125L124 78H126ZM143 75H144V73H143ZM209 75H208V76H209ZM236 75H237V74H236ZM240 75H241V72H240ZM256 75H257V74H256ZM76 76H77V73H75V77H76ZM78 76H80V75H78ZM78 76H77V77H78ZM238 76H239V75H238ZM247 76H248V75H247ZM257 76H258V75H257ZM260 76H261V75H260ZM128 77H129V76H128ZM128 77H127L126 79H128ZM142 77H143V76H142ZM144 77H145V76H144ZM176 77H177V78H176ZM186 77H185V78H186ZM205 77H206V75H205ZM216 77H218V76H216ZM216 77H215V78H216ZM219 77H220V76H219ZM219 77H218V78H219ZM222 77H225V76H224V75H221L220 78H222ZM236 77H237V76H236ZM243 77H244V76H243ZM124 78H123L122 80H123L124 83H125L127 80H126V79L124 80ZM185 78H184V79H185ZM190 78H191V80H194V79H195V78L192 79L193 77H190ZM208 78H209V77H207V79H208ZM212 78H213V75H212ZM215 78H214V79H215ZM234 78H235V75H234ZM257 78H258V77H257ZM77 79H78V78H77ZM142 79H143V78H142ZM164 79H165V80H164ZM169 79H168V82H169ZM196 79H195V80H196ZM203 79H204V78H203ZM207 79H204V81H205V80H206V81L209 80V79H208V80H207ZM210 79H211V77H210ZM216 79H217V78H216ZM216 79H215V80H216ZM222 79H223V78H222ZM231 79H232V78H231ZM248 79H249V78H248ZM254 79H255V78H254ZM258 79H259V80H260V79L262 80V78H258ZM144 80H145V78H144ZM144 80H143V81H144ZM186 80H188V79L186 78V79H185V82H186ZM189 80H190V79H189ZM189 80H188L187 82H191V81H189ZM195 80H194L193 83H196V82L198 83V81H195ZM211 80H212V79H211ZM218 80H219V82L221 81L220 79H218ZM226 80H227V79H226ZM228 80L230 81V78H229ZM80 81L82 82L83 80H81V79L79 80V79H78V82H79V83H80ZM93 81H94V80H93ZM149 81H150V80H149ZM183 81H184V80H183ZM204 81H203V82H204ZM252 81H253V80H252ZM78 82H77V84H78ZM83 82H84L85 84H83ZM83 82H82L83 86H82V84H81V86H82L81 88H80V85H78V86H79L78 88H80V89H79L80 92L82 91V88H84L85 85L87 84V82H85V81H83ZM88 82H89V81H88ZM111 82H112V81H111ZM199 82H201V80H200ZM203 82H202V83H203ZM263 82H264V81H263ZM120 83H121V80H120ZM143 83H144V82H143ZM143 83L141 84V81H140L139 84L143 86ZM206 83H208V82H206ZM214 83H215V82H214ZM217 83H218V82H217ZM217 83H216V84H217ZM254 83H255V82H254ZM260 83L263 84L262 81H261ZM260 83H259V81H258V84H260ZM121 84L123 85V83H121ZM121 84H120V85H121ZM127 84H128V83H127ZM134 84H136V83H134ZM137 84H138V83H137ZM139 84H138V86L135 85L136 88H135V87H134V88H135L136 90L133 89V90H134V93L131 92V93H132V97H133V95H134V96H138V97H140V95L143 94L142 92H144L145 89H144L142 86H140ZM165 84L168 85V83H165ZM198 84H199V83H198ZM219 84H220V83H219ZM219 84H218V86H220ZM255 84H256V83H255ZM261 84H260V85H261ZM129 85H130V82H129ZM131 85H133V83H132ZM167 85H164V86L167 88ZM186 85L189 86L188 83H186ZM204 85H205V84H204ZM208 85H212V84H208ZM208 85H207V88L209 89V91H208L207 88H205V94H207V93L210 94V93H211L210 95L207 94V96H210L212 99H210L209 97H203V100H207V99H204V98H209L208 100H211V101H212V100H215V99H213V96H212V95H214V93L217 91V89H216V91H215V88H212V89H211V86L208 87ZM249 85H250V84H249ZM263 85H264V84H263ZM263 85H261V86L263 87ZM70 86H71V85H70ZM126 86H127V85H126ZM190 86H191V85H190ZM193 86H194V85H193ZM193 86H192V87H193ZM130 87H131L130 90H132L133 87H132V86H130ZM140 87H141V88H140ZM171 87H170V88H171ZM173 87H172L171 89H175V88H173ZM214 87H216V86H214ZM249 87H250V86H249ZM255 87H256L255 89L259 90L258 87H260V86H259V85H256ZM120 88H122V86H121ZM216 88H217V87H216ZM219 88H221V87H219ZM263 88H264V87H263ZM122 89H123V88H122ZM190 89H191V88H190ZM193 89H194V88H193ZM248 89H249V88H248ZM251 89H252V87H251ZM83 90H84V89H83ZM126 90H128V89H124V91H126ZM210 90H211L212 92H211ZM219 90H220V89H219ZM249 90H250V89H249ZM257 90H256V91H257ZM66 91H67V90H66ZM122 91H123V90H122ZM152 91H153V92H152ZM158 91H159V92H158ZM166 91H167V93H169V94H171V95H168V94L166 93ZM214 91H215V92H214ZM259 91H260V90H259ZM146 92H147V91H146ZM149 92H150V91H149ZM187 92H189V91H187ZM209 92H210V93H209ZM260 92H263V93H264V90H261ZM131 93H129V94H130V99H131ZM163 93H162L161 95H163ZM191 93H192V92H191ZM67 94H68V92H67ZM82 94H83V93H82ZM139 94H140V95H139ZM147 94H148V93H147ZM149 94H148V96H149ZM203 94H204V93H203ZM203 94H202V95H203ZM205 94H204V96H206ZM217 94H218V93H217ZM103 95H105V92H104ZM126 95H128V94H126ZM145 95H146V93L144 92V96H145ZM189 95H190V94H189ZM193 95H194V94L192 93V94L190 95L191 97H188V98H192ZM258 95H260V94H258ZM109 96H110V94H107V97H109ZM128 96H129V95H128ZM128 96H127V97H128ZM144 96L142 95L143 98L140 97L139 99L143 101V99H144L147 95H146L145 97H144ZM174 96H175V94H174ZM174 96H172V97H174ZM262 96H263V95H262ZM262 96H260V97H258L257 99H255V100H257V103L259 102V101H258L259 98H260V101H261V98H262V102H263L264 97H262ZM100 97H101V96H100ZM102 97H103V96H102ZM107 97H106V98H107ZM138 97H137V98H138ZM153 97H154V96L152 95L149 99L151 100V99H155V98H156V97H154V98H153ZM162 97H163L164 99H163ZM170 97H168V98H170ZM176 97H177V95H176ZM176 97H175V100H176ZM214 97H217V96L215 95ZM98 98H99V97H98ZM104 98H105V96H104ZM109 98H110V97H109ZM128 98H129V97H128ZM218 98H220V97H218ZM253 98H254V97H253ZM253 98H252V99H253ZM101 99L103 100V98H100L99 101L97 100V101H98V102H97V106H98V104H100L99 102L102 101ZM139 99H137V102L140 101ZM147 99H148V98H147ZM149 99L147 100V104H151V103H149ZM162 99H163V100H162ZM171 99H172V98H171ZM194 99H195V97H194ZM194 99H190V100H192V103H193V100H194ZM216 99H217V98H216ZM100 100H101V101H100ZM131 100H132V99H131ZM145 100H146V99H145ZM145 100H144V101H145ZM177 100H178V99H177ZM217 100H218V99H217ZM217 100H216V101H217ZM219 100H220V99H219ZM103 101H104V100H103ZM105 101H106V100H105ZM154 101H155V100H153V102H154ZM167 101H168V100H167ZM179 101H180V100H179ZM184 101H185V100H184ZM194 101H195L194 103H196V101L198 102L199 100L196 99V100H194ZM200 101H201V100H200ZM228 101H229V100H228ZM228 101H227V102H228ZM0 102L2 103V101H0ZM150 102H152V100H151ZM155 102H156V101H155ZM155 102H154V103H155ZM158 102H156V103L159 104ZM165 102H166V101H165ZM170 102H171V101H170ZM177 102H178V101H177ZM190 102H191V101H190ZM206 102H207V101H206ZM219 102H221V101H219ZM227 102H226V103H227ZM252 102H253V101H252ZM254 102H255V101H254ZM254 102H253L252 104H253V105L255 104L254 106H256V108H253V107L251 106L252 104L250 105L249 102H248V104L251 106V109H256V110H254V112L256 111L254 114H257V113L259 114V112L262 111V109L264 108V103H263V108H261V110H258V111H257V109H258L257 107L260 106V103H261V102H260L258 105H256L257 103H256V102L254 103ZM1 103H0V106H1V105L4 106V104H3V103L1 104ZM4 103H5V102H4ZM105 103H106V102H105ZM138 103H139V105H141L140 102H138ZM138 103H135V104H138ZM154 103H152V104H154ZM156 103H155V105H156ZM161 103H162V102H161ZM161 103H160V105L162 106L164 102H163L162 104H161ZM171 103H172V102H171ZM178 103H179V102H178ZM192 103H191V105H192ZM198 103H199V102H198ZM217 103H218V101H217ZM223 103L225 104V102H223ZM239 103H240V102H239ZM245 103H246V102H245ZM250 103H251V100H250ZM101 104H104V103L101 102ZM147 104H145V105H147ZM164 104H165V103H164ZM172 104H174V106H176V105L178 106V104H177V103L175 104V102L172 103ZM180 104H182V106L184 105L182 102H180ZM202 104H207V103H202ZM208 104H209V103H208ZM215 104H216V103H215ZM220 104H222V103H220ZM228 104H229V103H228ZM261 104H262V103H261ZM139 105H138V109H139ZM145 105H144V106H145ZM155 105H154L152 108H154V107L156 108ZM160 105H159L158 107H160V109H161V106H160ZM196 105H197V104H196ZM196 105H195V106H196ZM226 105H227V104H226ZM236 105H237V103H236ZM236 105H233V106L237 107ZM249 105H248V107H250ZM99 106H100V105H99ZM102 106H103V107H102ZM104 106H106V104H105V105H101V106L98 107V108H103V112H104V111H105ZM144 106H143V107L140 106V108L142 107V109H143ZM149 106H150V105H149ZM149 106H148V107H149ZM151 106H152V105H151ZM179 106H180V105H179ZM184 106H185V105H184ZM192 106H194V104H193ZM192 106H191V107H192ZM195 106H194V107H195ZM198 106H199V104H198L196 107H198ZM208 106L211 107L210 109H212V105H211V106L208 105ZM222 106H223V104H222ZM227 106H228V105H227ZM136 107H137V105H136ZM168 107H169V105H168ZM188 107H189V106H188ZM194 107H193V108H194ZM241 107H242V106H241ZM241 107H240V108H241ZM244 107H245V106H244ZM244 107H242V108H244ZM260 107H261V106H260ZM98 108L95 107V108L93 109L95 112H94V111H93V112L95 113V115L97 114V116H99V118L101 119V116L105 115L106 111H105L104 114L99 113V114H102V115H99V114L97 113V111H96V110H98ZM176 108H177V107H176ZM224 108H225V107H224ZM226 108H227V107H226ZM233 108H234V107H233ZM240 108H237V111L235 110V112L238 113V112H239L238 109H240ZM245 108H246V107H245ZM95 109H96V110H95ZM133 109H134V108H133ZM136 109H137V108H136ZM138 109H137L136 111L140 112ZM142 109H141V110H142ZM145 109H146V108H145ZM158 109H159V108H158ZM169 109H170V108H169ZM171 109H173V107H172ZM181 109H182V108H181ZM214 109H215V107H214ZM251 109H250V110H251ZM99 110H100V111H99ZM99 110H98V112H101V109H99ZM134 110H135V109H134ZM146 110H147V109H146ZM146 110H145V111H146ZM148 110H151V108H149ZM174 110H175V108H174ZM177 110H179V109H177ZM196 110H197V108H196ZM215 110H217V109H215ZM215 110L212 109L213 112H215ZM242 110H244V109H242ZM242 110H240V111L242 112ZM263 110H264V109H263ZM108 111H109V110H108ZM118 111H119V110H118ZM136 111L134 112V114H135V113L138 114V112H136ZM171 111H172V110H171ZM171 111H169V112H171ZM179 111H180V110H179ZM192 111H193L194 114H195L194 109H192ZM209 111H210V110H209ZM219 111H220V110H219ZM226 111H227V110H226ZM62 112L64 113V111H62ZM115 112H116V111H114L113 113H115ZM123 112H125V111L123 110ZM146 112H148V111H146ZM152 112H153V111H152ZM174 112H175V111H174ZM181 112H182V111H181ZM181 112H180V113H181ZM189 112H190V115H191L192 112H191L190 110H189ZM248 112L250 113V111H248ZM63 113H60L59 116H62ZM109 113H111V112H109ZM109 113L107 114L108 116H110ZM141 113H142V114H141ZM143 113H144V111H143V112H140L139 114H140L141 116H143V115H144ZM236 113L233 112L234 116L236 115ZM244 113H245V111H244ZM244 113H243V114H244ZM111 114H112V113H111ZM115 114H116V115H115V117H116V116H119L118 114H120V113H118V114L115 113ZM121 114H122V113H121ZM121 114H120L119 118L122 116ZM139 114H138V115H139ZM145 114H149V113H145ZM150 114H151V113H150ZM182 114H183V113H182ZM182 114H181V115H182ZM192 114H193V113H192ZM213 114H216V113H213ZM213 114H211V115H213ZM218 114H219V113H218ZM227 114H229V113H227ZM227 114H226V116H227ZM239 114H240V113H239ZM239 114H237V116H238ZM241 114H242V113H241ZM246 114H247V113H246ZM246 114H244V115H246ZM250 114L252 115V113H250ZM258 114H257V115H258ZM93 115H94V114H93ZM129 115H132V114H129ZM129 115H128V116H129ZM170 115L172 116V112L170 113ZM173 115H174V114H173ZM188 115H189V113H188ZM209 115H210V114H209ZM247 115H249V114H247ZM108 116H107V117H108ZM128 116H127V117H128ZM135 116H136V115H135ZM144 116H145V117H142V118H144V119H145L146 117H148V115H147V116L144 115ZM149 116H151V115H149ZM171 116H170V118H172ZM213 116H214V115H213ZM219 116H220V115H219ZM237 116H235V117H237ZM260 116H261V113H260ZM122 117H123V116H122ZM122 117L119 119L120 121L118 120L119 122H121ZM133 117H134V115H132L131 119H132ZM195 117H196V116H195ZM228 117H229V116H228ZM232 117H233V116H232ZM235 117H234V118H235ZM244 117H245V116H244ZM248 117H249V116H248ZM248 117H247V120H248ZM255 117H256V116H255ZM262 117H263V116H262ZM109 118H110V117H109ZM135 118H136V117H135ZM138 118H139V117H138ZM168 118H169V115H168L167 119L165 120V122H166V123L169 122L170 124H169V123H168V124H169V126L171 125L170 127H172V128L175 127L176 125L173 124V125H174V126H173V125L171 124L172 122L174 123V121H171V120H169ZM182 118H184V117H182ZM199 118H200V116H199ZM237 118H239V116H238ZM240 118H241V117H240ZM240 118H239V120H241ZM252 118H253V117H252ZM259 118H260V117H259ZM259 118L257 119V117H256V121L258 120L257 122H260V123H261V121H262L264 118H263V119H262V118L259 119ZM104 119H105V117H104ZM107 119H108V118H107ZM116 119H118V117H116ZM129 119H130V118H129ZM147 119L149 120V118H147ZM250 119H251V118H250ZM261 119H262V120H261ZM133 120H134V119H133ZM133 120H132V122H133ZM138 120H139V119H138ZM141 120H143V119H141ZM145 120H146V119H145ZM148 120H146V121H148ZM168 120H169V121H168ZM183 120H184V119H183ZM194 120H197V119H194ZM243 120H244V119H243ZM253 120H255V119H253ZM259 120H261V121H259ZM13 121H14V120H13ZM118 121L116 120L115 123H118ZM127 121H128V120H127ZM184 121H185V120H184ZM228 121H229V120H228ZM251 121H252V120H251ZM96 122H97V121H96ZM130 122H131V121H130ZM132 122H131V123H132ZM165 122H164V123H165ZM222 122H223V121H222ZM241 122H242V121H241ZM249 122H250V120H249ZM108 123H109V122H108ZM108 123H107V124H108ZM123 123H125V122H123ZM143 123H144V122H143ZM183 123H184V122H183ZM193 123H197V122L193 121ZM214 123H215V122H214ZM214 123H212V124L209 123V124L212 126ZM244 123H245V121H244ZM255 123H256V122H255ZM118 124H119V123H118ZM145 124H146V123H145ZM175 124H176V123H175ZM198 124H200V123H198ZM209 124H208V125H209ZM215 124H216V123H215ZM220 124H221V123H220ZM224 124H225V122H224ZM224 124H223V126H224ZM248 124H249V123H248ZM263 124H264V120H263ZM115 125H116V127H118L117 124H115ZM123 125H124V124H123ZM125 125H126V124H125ZM194 125H195V124H194ZM196 125H197V124H196ZM226 125H228V124H226ZM226 125H225V127H226ZM249 125H251V124H249ZM261 125H262V124H261ZM261 125H260V126H261ZM127 126H128V124H127ZM129 126H130V124H129ZM129 126H128V127H129ZM144 126H145V125H144ZM166 126H168V125L166 124ZM189 126H191V125H190V122H189ZM199 126H200V125H198V127H199ZM202 126H203V125H202ZM215 126H216V125H215ZM229 126H230V124H229ZM251 126H252V125H251ZM257 126H259V123L257 124ZM257 126H256V128H257ZM109 127H110V126H109ZM114 127H115V126H114ZM116 127H115V128H116ZM121 127H122V125H121ZM133 127H134V126H133ZM164 127H165V126H164ZM178 127H179V126H178ZM185 127H186V125H185ZM219 127H220V126H219ZM221 127H222V124H221ZM238 127H239V126H238ZM249 127H250V126H249ZM175 128H176V127H175ZM175 128H173L174 131L176 130ZM214 128H215V127H214ZM227 128H229V127L227 126ZM227 128H226V129H227ZM250 128H251V129H255L254 127H253V128L250 127ZM260 128H262V127H260ZM6 129H7V128H6ZM120 129H121V128H120ZM124 129H125V127H124ZM131 129H132V128H131ZM168 129L170 130L171 128L168 127ZM186 129H187V127H186ZM197 129H198V128H197ZM231 129H232V128H231ZM248 129H249V128L247 127V130H248ZM0 130H3V128H2L1 126H0ZM9 130H10V129H9ZM165 130H166V129H165ZM181 130H182V129H181ZM190 130H192L191 127H190ZM224 130H225V129H224ZM234 130H235V129H234ZM5 131H6V130H5ZM5 131H0V138H1L0 141H2V140L5 141V139H7V138L9 139V138H10V137H9V134L12 135L11 138L16 136V139L19 138V136H20V135L16 134L17 132L15 133L16 135H14V133H12V132H11L12 134H11V133H8V135H7V134H6L7 131H6V132H5ZM87 131L90 132V133L92 132V130H91L90 128H87ZM120 131H121V130H120ZM122 131H124V130L122 129ZM170 131H171V130H170ZM174 131H173V132H174ZM183 131H185V130H183ZM183 131H182V132H183ZM227 131H228V129H227ZM235 131H236V130H235ZM250 131L253 132L252 130H250ZM254 131H255V130H254ZM167 132H169V131H167ZM175 132H176V133H175ZM175 132H174L175 134L173 133L174 136L171 137V139H170V137H169L170 140L168 139V142L165 141V140H167V139H165V138L163 139L165 142L168 143L167 146H164V147H167V148H166L167 152H168V146H170L169 144H171V147H173V145H174L175 143H178L179 141H181V140H180V139L182 138V136H181L182 134H180L181 132L178 131V129H177V131H175ZM179 132H180V133H179ZM185 132H186V131H185ZM190 132L192 133V131H190ZM231 132L234 133V131H231ZM231 132H230V133H231ZM238 132H240V131H238ZM248 132H249V131H248ZM251 132H250V133H251ZM127 133H129V131H128ZM170 133H171V132H169V134H170ZM183 133H184V132H183ZM187 133H188V132H187ZM187 133H185V134L187 135ZM233 133H232V135H233ZM250 133H249V134H250ZM253 133H254V132H253ZM256 133H257V132L255 131L254 134H256ZM258 133H260V132H258ZM164 134H166V133H164ZM185 134H183V135H184L183 137H185ZM189 134H190V133H189ZM193 134H194V133H193ZM236 134H237V133H236ZM6 135H7L8 137H7ZM17 135H18V136H17ZM121 135H122V134H121ZM121 135H120V133H119V136H118V137H120ZM123 135H124V134H123ZM125 135H126V134H125ZM191 135H192V134H191ZM191 135H188V136L190 137ZM258 135H260V134H258ZM170 136H172V134H170ZM235 136H236V135H235ZM238 136H239V134H238ZM240 136H241V134H240ZM6 137H7V138H6ZM122 137H123V136H122ZM164 137H165V136H164ZM186 137H187V136H186ZM193 137H194V135H193ZM241 137H242V136H241ZM244 137H245V136H244ZM11 138L9 139V142L12 140ZM125 138H126V137H125ZM147 138H149L148 140H150L151 142H154V140H155L156 144H157V141H158V139H159V138L157 139V137H156L153 133H152V138H154V139H152L150 135H149V137H147ZM150 138H151L152 140H151ZM235 138H236V137H235ZM251 138H252V137H251ZM255 138H256V137H255ZM255 138H254V139H255ZM260 138H261V137H260ZM14 139H15V138H14ZM14 139H13V140H14ZM191 139H192V140H191ZM191 139H190V140L193 141L194 138H191ZM239 139H242V138H239ZM252 139H253V138H252ZM13 140H12V141H13ZM124 140H125V139H124ZM124 140H123V141H124ZM160 140H161V139H160ZM187 140H188V139L185 138L184 141H187ZM190 140H188V141H190ZM232 140H233V139H232ZM236 140H237V139H236ZM245 140H246V139H245ZM7 141H8V140H7ZM12 141H11V142H12ZM14 141H15V140H14ZM16 141H17V140H16ZM16 141H15V142H16ZM126 141H127V140H126ZM126 141H125V142H126ZM141 141H142V140H141ZM169 141H170V142H169ZM188 141H187V143H188ZM239 141H240V140H239ZM255 141H256V140H255ZM11 142H10V143H11ZM151 142H148V143L151 144ZM242 142H244V139H243ZM0 143H1V142H0ZM123 143H124V142H123ZM131 143H132V142H131ZM148 143H147V144H148ZM173 143H174V144H173ZM187 143H186V144H187ZM191 143H192V142H191ZM234 143H236V142H235V141H234V142H233V141L231 142V144H234ZM128 144H129V143H128ZM132 144H133V143H132ZM141 144H142V143H141ZM153 144H154V143H153ZM179 144L181 145L182 143L179 142ZM188 144H190V143H188ZM188 144H187V145H188ZM241 144H242V143H241ZM259 144H260V143H259ZM261 144H262V143H261ZM130 145H131V144H130ZM130 145H129V147H130ZM148 145H149V144H148ZM154 145H155V144H154ZM244 145H245V143H244ZM254 145H256V142L253 144V146H254ZM134 146H135V145H134ZM145 146H146V144H145ZM176 146H177V144H176ZM176 146H174V148H172V149L174 150V151L172 152V154H174V155L171 156V154H170V151H171L172 149H171V150L169 149L170 151H169V153H168V154H169L168 156H171L170 158H171V160L173 159L174 162H175L177 159L174 160L173 157H176L175 155L178 154L179 152H181L180 149L178 148L179 146H177V147H176ZM181 146H182V145H181ZM257 146H258V145H257ZM29 147H30V146H29ZM63 147H64V146H63ZM143 147H144V145H143ZM175 147L179 149V150H178L179 152H177V151H176L177 153L175 152V150H176ZM184 147H185V150H186L187 147H186V146H184ZM188 147H189V146H188ZM191 147H192V146H191ZM234 147H235V146H234ZM242 147H244V146L242 145ZM254 147H255V146H254ZM259 147H260V146H259ZM263 147H264V146H263ZM65 148H66V147H65ZM65 148H64V149H65ZM127 148H128V147H127ZM135 148H136V147H135ZM149 148H150V146H149ZM169 148H170V147H169ZM236 148H237V147H236ZM244 148H245V147H244ZM256 148H257V147H256ZM27 149H28V148H27ZM146 149H147V148H146ZM189 149H190V148H189ZM239 149H240V146H239ZM242 149H243V148H242ZM242 149H240V150H242ZM262 149H264V148H262ZM67 150H68V149H67ZM127 150H128V149H127ZM133 150H134V149H133ZM133 150H132V151H133ZM152 150H153V149H152ZM166 150H165V151H166ZM183 150H184V149H183ZM236 150L238 151V148H237ZM247 150H248V149H247ZM59 151H60V152H61V151H62V152H65L66 149H65V151H64L63 149H60ZM59 151H58V153L55 152V155H56V154L58 155V154H59ZM68 151H70V150H68ZM134 151H135V150H134ZM189 151H190V150H188V153H189ZM243 151H244V150H243ZM259 151H260V150L258 149V150H257V153L260 154ZM30 152H32V149L30 150ZM130 152H131V151H130ZM149 152H150V150H149ZM174 152H175L176 154H175ZM185 152H186V151H185ZM240 152H242V151H240ZM247 152H248V151H247ZM250 152L252 153V151H251V150L249 151V154L247 155L248 158H250V154H251ZM133 153H135V152H133ZM143 153H144V152H143ZM150 153H151V152H150ZM150 153H149V154H150ZM255 153H256V152H255ZM261 153H262V152H261ZM63 154H64V153H62V155H63ZM67 154H68V153H67ZM138 154H139V153H138ZM138 154L136 153L135 156L138 155ZM144 154H145V153H144ZM149 154H148V156L151 155V154H150V155H149ZM166 154H167V153H166ZM180 154H181V153H180ZM180 154H179V155H180ZM194 154H195V153H194ZM62 155H61V153H60V155H58L57 157H61ZM131 155L133 156L134 154H131ZM182 155H183V153H182ZM185 155H186V154H185ZM251 155L254 156L253 153H252ZM260 155H261V154H260ZM260 155H259V156H260ZM32 156H33V152H32V154H31V158H32ZM66 156H67V155H66ZM135 156H134V157H135ZM142 156H143V154H142ZM145 156H147V155H145ZM187 156H188V154H187ZM253 156H252V157H253ZM257 156H258V155H257ZM34 157H35V156H34ZM63 157H64V155H63ZM139 157H140V155H139ZM180 157H181V156H180ZM182 157H183V156H182ZM261 157H262V155H261ZM70 158H71V157H70ZM142 158H143V157H142ZM145 158H146V157H145ZM148 158H149V157H148ZM153 158H154V157H153ZM165 158H167V157L165 156ZM177 158H179V157H177ZM183 158H184V157H183ZM183 158H182V159H183ZM234 158H235V157H234ZM246 158H247V157H246ZM248 158H247V159H248ZM254 158H255V156H254ZM256 158H257V157H256ZM62 159H66V158H62ZM168 159H169V158H167L166 160H168ZM196 159H197V158H196ZM247 159H246V160H247ZM18 160H20V163L17 161V162L20 164V166H19V164H18V166H17L16 163H15V164H16V166H17L18 168H19V167L21 168V159H18ZM68 160H69V159H68ZM71 160H72V159H71ZM144 160H145V159H144ZM147 160H148V159H147ZM150 160L152 161L151 158H150ZM150 160H149V161H150ZM159 160H160V159H159ZM163 160H164V159H163ZM163 160H161V161L163 162ZM166 160H164V164L166 163V164H165V165H166V166H165V167H166L165 169L168 171L169 168H171V170H172L173 167L168 166L169 163L167 164V162H169L170 159H169L168 161H166ZM184 160H186V159H184ZM184 160H183V161H184ZM248 160H249L250 162H249V161H247V162H249V163L252 162V161H251L252 159H248ZM253 160H255V159H253ZM259 160H260V159H259ZM165 161H166V162H165ZM177 161H178V160H177ZM181 161H182V160H181ZM183 161H182V162H183ZM192 161H193V160H192ZM194 161H195L194 163H196L195 165H197L198 162H197L196 160H194ZM49 162H50V161H49ZM162 162H161V164H160L161 166H162ZM174 162H173V163H174ZM185 162H186V161H185ZM185 162H184L183 164H189V163H185ZM51 163H52V162H51ZM54 163H55V161H54ZM149 163L151 164V162H149ZM149 163H148V166L146 167V168H148V169L151 168V167H149V165H150ZM159 163H160V162H159ZM159 163H158V164H159ZM177 163H179V161H178ZM23 164H24V163H23ZM145 164H147V163H145ZM254 164H256V162L254 163V161H253V164L251 163V164H250L251 166H250V165H249V166H250V167H253L252 169H254V166H255ZM49 165H50V164H49ZM143 165H144V164H143ZM151 165H152V164H151ZM160 165H158V166H156V167H157V168H158V167H161ZM171 165L173 166V164H171ZM179 165H180V163H179ZM253 165H254V166H253ZM144 166H145V165H144ZM167 166H168V168H167ZM174 166H175V167L177 166L175 172H177V171H178V172H177V173H175V172H174V173H170V174H171V175H169L170 178H174V179L177 178V176H175L176 174L178 175V177L181 178V174L184 173V171H183V168H184V167L182 168V171H181V166H182V165H181V166H178V164H177V165L174 164ZM184 166H185V165H184ZM188 166H189V165H188ZM190 166H191V165H190ZM190 166H189V167H190ZM192 166H193V165H192ZM197 166H198V165H197ZM197 166H196V167H197ZM256 166L259 167L258 165H256ZM256 166H255V167H256ZM262 166H263V163H262ZM13 167H15V165H14ZM13 167H12V168H13ZM17 167L14 168V169H16V171L18 172V171H20V168H19V170H17ZM24 167H25V166H24ZM24 167H23V169H24ZM175 167L173 168L174 170H175ZM178 167H180V169H179ZM194 167H195V166H194ZM198 167H199V166H198ZM198 167H197V168H198ZM201 167H202V166H201ZM201 167H200V168H201ZM257 167H256V168H257ZM39 168H40V167H39ZM48 168H49V166H48ZM154 168H155V167H154ZM162 168H163V166L161 167V169H162ZM177 168H178V169H177ZM10 169H11V168H10ZM159 169H160V168H159ZM184 169H185V168H184ZM188 169H189V168H188ZM204 169H205V167H204ZM206 169H207V167H206ZM206 169H205V170H206ZM12 170H13V169H12ZM12 170H10V171L12 172ZM157 170H158V169H157ZM189 170H190V169H189ZM197 170H198V169H196V171H197ZM205 170H202V169H201L200 171H204V172H205ZM256 170H257V169H256ZM16 171H13L12 173L15 174ZM56 171H57V169H56ZM155 171H156V169H154L153 173H154ZM163 171H164V169H163ZM163 171H161V172L163 173ZM196 171H194V172H196ZM258 171H260V170H258ZM170 172H172V171H170ZM179 172H182V173L179 174ZM41 173H42V172H41ZM155 173H156V175H157L158 172L156 171ZM164 173H165V171H164ZM206 173H207V172H206ZM258 173H259V172H258ZM42 174H43V173H42ZM173 174H175V175H174L175 177L172 176ZM198 174H199V173H198ZM200 174H202V173H200ZM207 174H208V173H207ZM8 175H9V174H8ZM152 175H153V174H152ZM152 175H151V176H152ZM158 175H159V174H158ZM158 175H157V176H158ZM179 175H180V176H179ZM196 175H197V173H196ZM12 176H13V175H12ZM34 176H35V175H34ZM42 176H43V175H42ZM153 176H155V175H153ZM165 176H166V174H165ZM171 176H172V177H171ZM192 177H193V176H192ZM195 177L197 178V176L194 175L192 181H194V180H195V181H198V180L194 179ZM158 178H159V177H158ZM158 178H157V179H158ZM180 178H179V179H180ZM154 179H155V177H154ZM160 179H161V178H160ZM160 179H158V180L160 181ZM174 179H172V181H171V182H172L171 187H173V188H174V185H173V184H175V182L178 181V182H177L178 184L176 183V185L178 186V185H180V184H179V183H180L179 181H181V179H180V180L176 179L177 181H175ZM42 180H44V179H42ZM166 180H167V179H166ZM9 181H10V180H9ZM167 181H168V180H167ZM174 181H175V182H174ZM192 181H190V184H191ZM195 181L193 182V185H194ZM218 182H219V181H218ZM42 183H44V182H42ZM161 183H162V182H161ZM9 184H10V183H9ZM164 184H165V183H164ZM167 184H168V183H167ZM213 184H214V183H213ZM216 184H218V183L216 182ZM228 184H229V183H228ZM195 185H196V186H194V189H196V190H194L193 193L196 192V191L199 189V188H198L199 186L197 187V185H199V184L195 183ZM9 186H10V185H9ZM180 186H181V185H180ZM180 186H179V187H180ZM229 186H230V185H229ZM33 187H36V185L33 186ZM195 187H197V188H195ZM213 187H214V186H213ZM12 188H13V187H12ZM14 188H16V187H14ZM175 188H176V186H175ZM219 188H220V187H219ZM201 189H202V188H201ZM14 190L17 192L18 189H17V190L14 189ZM199 190H200V189H199ZM211 190H212V189H211ZM263 190H264V188H263ZM6 191H7V190H6ZM19 191H21V190L19 189ZM200 191H201V190H200ZM200 191H199V192H200ZM23 192H24V189H23ZM27 192H28V191H27ZM31 192H32V191H30V193H31ZM197 192H198V191H197ZM213 192H214V191H213ZM1 194H4V193L2 192ZM1 194H0V195H1ZM7 194H8V192H7ZM12 194H14V195L10 196L11 194H8V195L11 197L10 199H12V200L9 199L10 201H12V202H10V204H11V203H14V202H17V203H18V201L21 203V200H23V197H24V196L26 197L25 199L27 200V202H28V200L34 198V197L29 196L28 193H27L28 195L26 194L27 196L24 195L25 192L22 194L23 196L21 195V193L19 194V192H18V195H16V194L13 193V192H12ZM40 194H42V193H40ZM20 195H21V196H20ZM195 195H196V194H195ZM28 196H29L30 198H29ZM32 196H34V195H32ZM38 196H39V195H38ZM42 196H43V195H42ZM27 197H28V198H27ZM196 197H198V196L196 195ZM201 197H202V196H201ZM43 198H44V196H43ZM199 198H200V197H199ZM0 199H2V196H0ZM25 199H24V200H25ZM44 199H45V198H44ZM200 199H201V198H200ZM9 200H8V202H9ZM32 201H33V200H32ZM200 201H201V200H200ZM8 202H7V203H8ZM29 202L31 203V200H30ZM29 202H28V203H29ZM196 202H197V201H196ZM203 203H204V202H203ZM8 204H9V203H8ZM18 204H19V203H18ZM32 204H33V206H34V205H37V204H35L34 202H33ZM23 205H24V204H23ZM23 205H22V206H23ZM38 206H39V205H38ZM198 206H199V204H198ZM235 206H236V205H235ZM23 207H24V206H23ZM23 207H22V208H23ZM35 207H36V206H35ZM35 207H33V208L35 209ZM200 207H201V205H200ZM197 208H198V207H197ZM15 209H16V208H15ZM199 209H200V208H199ZM31 212L33 213V214L31 213L32 215H35L33 211H31ZM215 214H216V213H215ZM217 214H218V213H217ZM19 215H20V214H19ZM202 215H203V214H202ZM213 215H214V214H213ZM218 215H219V214H218ZM36 216H37V214H36ZM222 216H223V215H222ZM205 217H206V216H205ZM1 219H2V218H1ZM29 221H30V220H29ZM29 221H28V222H29ZM212 221H213V220H212ZM223 221H224V220H223ZM2 222H3V221H2ZM31 222H32V221H31ZM4 223H5V221L3 222V224H4ZM29 223H30V222H29ZM29 223H28V224H29ZM212 223H213V222H212ZM5 224H6V223H5ZM13 224H14V223H13ZM28 224H26V225L28 226ZM34 224H35V223H34ZM35 226H36V224H35ZM40 226H41V225H40ZM184 226H186V225H184ZM0 227H2V224H1ZM3 227H4V226H3ZM5 228H6V225H5ZM1 229H2V228H1ZM3 230L5 231V229H3ZM35 231H36V229H35ZM1 232H2V234L4 235V232H3L2 230H1ZM8 233H9V232H8ZM8 233H7V235H8ZM35 233H36V232H35ZM26 234H27V233H26ZM26 234H25V236H26ZM37 234H38V233H37ZM37 234H35V236H36ZM5 235H6V232H5ZM5 235H4V236H5ZM39 235H40V233H39ZM44 235H45V234H44ZM0 236H1L0 239L3 238V236H2L1 234H0ZM8 236H9V235H8ZM37 236H38V235H37ZM39 237H40V236H39ZM39 237H38V238H39ZM196 237H198V235H197ZM23 238H25V237L23 236ZM41 238H42V237H40L39 239L41 240ZM43 238H45V236H44ZM43 238H42V240L44 241ZM30 239H31V240H29V238H28L29 241L26 240V241L28 242V244H27L26 241H25L26 244H25V243L23 244L24 249H25V250H28V251L30 250V248L33 247L32 244H34V241H35V243H36V240H35V239H37V238H36V237H33V239H32V237H31ZM3 240H4V241H3V244H2V245H4V249H5V248L7 249V247H8L9 245H11V243H10L11 240H10V238L8 239L6 236H5V238H3ZM42 240H41V241H42ZM46 240H47V239H46ZM46 240H45V241H46ZM1 242H2V239H1ZM12 242H13V241H12ZM0 246H1V244H0ZM37 246H38V245H37ZM25 247H26L27 249H26ZM1 248H2V247H1ZM28 248H29V249H28ZM2 250H3V249H2ZM25 250H24V251H25ZM4 252H5V250H4ZM19 253H20V252H19ZM24 253H26V252H24ZM5 254H6V253H5ZM17 254H18V253H17ZM20 254H21V253H20ZM21 255H22V254H21ZM14 259H15V258H14ZM14 262H15V261H14ZM214 264H215V263H214Z\"/></svg>",
    "mask_w": 264,
    "mask_h": 264
}]
</instances>
